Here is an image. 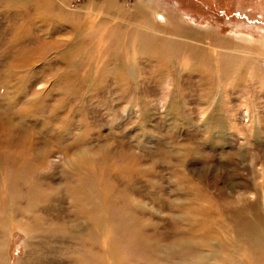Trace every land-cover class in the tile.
I'll use <instances>...</instances> for the list:
<instances>
[{"label":"rangeland","instance_id":"obj_1","mask_svg":"<svg viewBox=\"0 0 264 264\" xmlns=\"http://www.w3.org/2000/svg\"><path fill=\"white\" fill-rule=\"evenodd\" d=\"M238 194L264 219V0H0V264H264Z\"/></svg>","mask_w":264,"mask_h":264},{"label":"bare ground","instance_id":"obj_2","mask_svg":"<svg viewBox=\"0 0 264 264\" xmlns=\"http://www.w3.org/2000/svg\"><path fill=\"white\" fill-rule=\"evenodd\" d=\"M202 52L203 51L200 48H197L191 55L200 62L203 61ZM226 59L228 60L227 57L221 55V64L223 61L225 62ZM223 66L221 67L223 68ZM236 197L237 198L226 197L222 203L214 202L212 204H216L218 208L221 207V209L226 211V217L230 220L233 226L235 239H237L240 244H243V253L245 256L250 260L263 261L264 219H262L259 213L260 203L257 199L254 202L251 201V203H247L241 194H238ZM100 208H95V213L98 216H101L100 210L102 209ZM250 209L251 215L248 213Z\"/></svg>","mask_w":264,"mask_h":264}]
</instances>
